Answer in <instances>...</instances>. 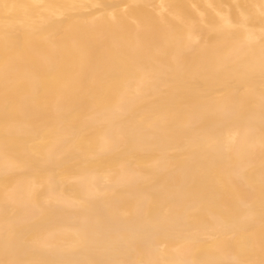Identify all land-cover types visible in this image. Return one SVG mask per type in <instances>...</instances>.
Returning a JSON list of instances; mask_svg holds the SVG:
<instances>
[{"label":"bare ground","instance_id":"1","mask_svg":"<svg viewBox=\"0 0 264 264\" xmlns=\"http://www.w3.org/2000/svg\"><path fill=\"white\" fill-rule=\"evenodd\" d=\"M0 264H264V0H0Z\"/></svg>","mask_w":264,"mask_h":264}]
</instances>
